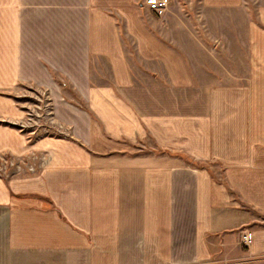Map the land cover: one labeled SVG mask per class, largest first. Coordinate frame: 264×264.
Listing matches in <instances>:
<instances>
[{
  "label": "crops",
  "instance_id": "crops-1",
  "mask_svg": "<svg viewBox=\"0 0 264 264\" xmlns=\"http://www.w3.org/2000/svg\"><path fill=\"white\" fill-rule=\"evenodd\" d=\"M144 10L145 0H0V155L27 150L8 96L17 86L44 90L71 129L36 144L39 174L0 179V264H264V7L248 26L247 76L217 86L183 77ZM160 19L198 39V18ZM99 65L108 82L93 76Z\"/></svg>",
  "mask_w": 264,
  "mask_h": 264
},
{
  "label": "rangeland",
  "instance_id": "rangeland-1",
  "mask_svg": "<svg viewBox=\"0 0 264 264\" xmlns=\"http://www.w3.org/2000/svg\"><path fill=\"white\" fill-rule=\"evenodd\" d=\"M180 1L183 8L175 13L171 6L166 15H180L187 21L198 18L199 24L196 27L191 24V28L195 29L193 32H196L197 28V40H183L180 36L184 35L174 25H165L160 17L148 11L144 10L143 14L145 13V16L151 20V25L154 27L152 31L159 33L160 38L165 36L167 47L181 54L188 72L183 74V77H189L193 84L204 86L236 84L238 79H244L250 65L248 26L251 21H255L258 10L264 7V0H237L236 8L223 9L202 8L201 0ZM98 68L105 70L104 65H99ZM93 76L98 78L100 83L108 82V73L103 70L101 74L96 73ZM94 77L93 81L99 83ZM8 96L15 100L19 109L20 116L13 120L14 126L24 135L27 144V150L20 154L5 153L11 157L12 163L17 168L9 179L17 176L33 177L41 172L47 155L46 151L41 150L36 144L46 138H69L71 129L68 127L63 129L55 123L51 115L49 98L44 90L20 85ZM127 145L125 151H131L134 147L143 149L140 144ZM150 148L152 150L151 145ZM200 166L207 167V165Z\"/></svg>",
  "mask_w": 264,
  "mask_h": 264
},
{
  "label": "built area",
  "instance_id": "built-area-1",
  "mask_svg": "<svg viewBox=\"0 0 264 264\" xmlns=\"http://www.w3.org/2000/svg\"><path fill=\"white\" fill-rule=\"evenodd\" d=\"M171 5V0H145L147 11L155 16L163 17L168 12ZM16 165L12 163L11 157L6 154L0 155V179L8 180L16 170ZM241 245L248 247L252 242V234L243 232L241 234Z\"/></svg>",
  "mask_w": 264,
  "mask_h": 264
}]
</instances>
